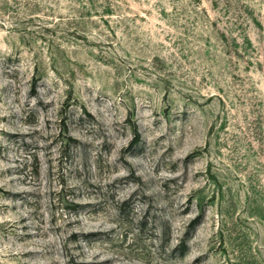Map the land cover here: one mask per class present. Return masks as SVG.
<instances>
[{"label": "rangeland", "instance_id": "374dc122", "mask_svg": "<svg viewBox=\"0 0 264 264\" xmlns=\"http://www.w3.org/2000/svg\"><path fill=\"white\" fill-rule=\"evenodd\" d=\"M0 264H264V0H0Z\"/></svg>", "mask_w": 264, "mask_h": 264}]
</instances>
